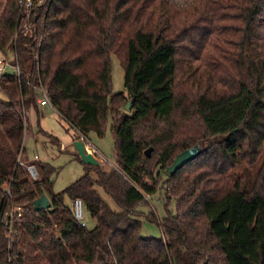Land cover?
<instances>
[{"label":"trees","instance_id":"obj_1","mask_svg":"<svg viewBox=\"0 0 264 264\" xmlns=\"http://www.w3.org/2000/svg\"><path fill=\"white\" fill-rule=\"evenodd\" d=\"M17 2L0 0V52L22 72L0 77V264H264V163L254 179L236 173L264 153V0H52L31 19L40 42L19 31ZM112 54L125 72L117 95ZM41 86L86 138L112 119L115 168L75 154L85 173L62 193L48 163L27 180L19 158ZM161 186L177 214L160 221L162 239L144 238L137 207ZM44 194L51 207L35 209ZM66 197L83 200L94 229Z\"/></svg>","mask_w":264,"mask_h":264},{"label":"rangeland","instance_id":"obj_2","mask_svg":"<svg viewBox=\"0 0 264 264\" xmlns=\"http://www.w3.org/2000/svg\"><path fill=\"white\" fill-rule=\"evenodd\" d=\"M2 52H0V59L2 57ZM8 57L10 60H13V56L11 52H8ZM111 71H112V88H113V94L117 95L119 93L126 92L125 86H124V77L125 72L121 63L120 58L116 54L111 55ZM7 75L10 76H16L17 73L14 69H9L7 72ZM0 100L5 101L6 97L0 90ZM131 101V100H130ZM129 101V102H130ZM128 102V103H129ZM127 103V104H128ZM126 106V105H125ZM53 119L49 118L48 116L46 119L43 120V118H38L36 116H33L31 118V129H29V132L31 134H26V149L27 154L31 160L34 161V157L38 154L41 161L46 160V163H48L52 168L55 169V173L51 177V181L53 182V191L55 194L62 193L65 191L72 183H74L76 180H78L81 176L84 175V166L83 164L76 159L72 153L69 151H60L58 150L60 141L49 135L46 134L45 142L54 145H36L35 139L33 138L32 132L36 133L40 130V128H44V126L47 123H53ZM69 133L72 137V144L77 141H83L82 137L80 136V133H78L73 126H71L68 123ZM43 131V130H42ZM89 140L92 146L96 147L97 149H103L106 154V160H105V166H110V164L114 163L115 160V149H116V141L113 134V121L111 118H109L107 127H106V133L103 137H99L95 133H91L89 135ZM88 141V140H87ZM85 140V143L89 145V142ZM74 154L77 155L76 152ZM23 162L28 163L25 158L23 157ZM40 162H37V165H39ZM203 163V162H202ZM264 163V153L260 157V159L255 163H250V161L242 162L241 167L239 170L236 171V173L241 174L244 172L247 174H250V177L254 179L258 173H260ZM91 175L93 177L96 176L94 171H91ZM168 179V173L163 172L162 173V181H166ZM99 191L104 195V191L99 187ZM107 199V201L111 204V206L114 209H117V206L114 204L113 200L107 196L104 195ZM147 200L143 203H141L137 207L138 213L141 215L140 219L143 224L142 228V236L144 238H155V239H162V230L159 225L160 221L164 219L168 213L175 216L177 214V208H176V201L172 199L171 201H168L166 197V191L163 186L157 191L156 194L146 197ZM65 201L67 204H71V201L68 197L65 198ZM151 213H155L157 220H152L150 218ZM84 217L85 221L87 223V228L92 230L96 227L97 223L92 218L89 211L84 209Z\"/></svg>","mask_w":264,"mask_h":264},{"label":"built area","instance_id":"obj_3","mask_svg":"<svg viewBox=\"0 0 264 264\" xmlns=\"http://www.w3.org/2000/svg\"><path fill=\"white\" fill-rule=\"evenodd\" d=\"M52 0H18L17 2V8L19 10L20 14V24H19V31L27 35L31 38H34L35 41L40 42L41 41V36L36 37L35 33L37 31V26L32 23L31 19L34 17L36 20L39 18V14L37 12L44 10L47 6L51 4ZM13 56V60H10L8 57V53H2V57L0 59V77L7 75V72L9 69H14L17 73V77L21 78L22 77V72L20 65L18 63V57L14 52H11ZM37 92L40 95L38 99V103L40 106H50L52 107L55 111L56 108L53 106L47 91L44 87H38ZM58 112V111H57ZM74 129L78 132V130L74 127ZM79 133V132H78ZM80 136L83 139V142L85 143V140L89 142V145L85 143L86 150L94 155V157L97 159L96 156V148L91 145L89 138H86L80 134ZM21 166L25 169L26 174H27V180L29 182H37L40 179V174L39 170L37 167V164L35 162H39V156L34 157V162H28L25 163L22 160V156L19 158ZM5 191L7 192V195H10V187L9 184L6 183L4 186ZM72 207H73V215L74 219L76 222L81 226V227H87V223L85 221L84 217V202L82 199L77 198L73 200L72 202ZM7 216L9 218H13V210H9L7 213Z\"/></svg>","mask_w":264,"mask_h":264},{"label":"crops","instance_id":"obj_4","mask_svg":"<svg viewBox=\"0 0 264 264\" xmlns=\"http://www.w3.org/2000/svg\"><path fill=\"white\" fill-rule=\"evenodd\" d=\"M33 116H36L38 118H43V120L46 119L47 116L49 118L53 119L52 120L53 123H47L44 126V128H40V130H43V133L45 135L40 134L39 132H36V133L32 132L33 138L35 139V143L37 146L40 144H44L46 146L47 145L52 146L51 149H54L53 148L54 145H50V144L45 142V138H47L46 134H49V135L57 138L60 141V143H59L60 145L58 147V150H60V151L64 150L66 152L69 151L75 157V154H74V152H76L75 147H74L75 142L72 144V137H71L70 133L68 132L69 131L68 122L59 114V112L55 111L50 106H40L38 112H36L34 110H31L29 112V119L30 120ZM26 134L29 135L31 133L28 131ZM26 144H27V141H26V136H25V147H26ZM96 151H97L96 156H97V160L99 161V165H102L103 169L106 172H109L113 168L116 167L115 162L110 164V166H105L104 164H105L107 153L103 149L99 150L96 148ZM36 156H38V154ZM24 158L27 162H34V161H30L31 159L28 156H25ZM39 159H40V157H39ZM39 162L46 163V160L41 161V159H40ZM35 163H37V162H35ZM84 172H85V167H84ZM104 195L102 194L103 197H105ZM71 205H72V202H71Z\"/></svg>","mask_w":264,"mask_h":264},{"label":"water","instance_id":"obj_5","mask_svg":"<svg viewBox=\"0 0 264 264\" xmlns=\"http://www.w3.org/2000/svg\"><path fill=\"white\" fill-rule=\"evenodd\" d=\"M133 107V101L131 100L126 106V111H131ZM75 151L77 155L80 157L81 161L85 165L98 167L99 161L94 157V155L90 154L85 147V143L83 141L75 142ZM202 152V148L197 146L190 150L185 151L180 154L173 162V164L167 169V173L170 176L175 175L180 169H182L185 165L190 163L192 160L196 158L198 154ZM51 207V201L47 195H42L34 202V208L40 210H47Z\"/></svg>","mask_w":264,"mask_h":264}]
</instances>
